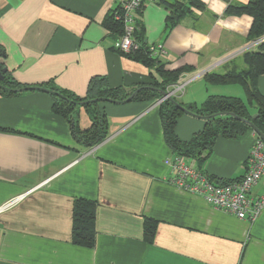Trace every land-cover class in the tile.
Returning a JSON list of instances; mask_svg holds the SVG:
<instances>
[{
	"label": "crops",
	"instance_id": "obj_1",
	"mask_svg": "<svg viewBox=\"0 0 264 264\" xmlns=\"http://www.w3.org/2000/svg\"><path fill=\"white\" fill-rule=\"evenodd\" d=\"M198 1L202 8L192 7L174 28L165 8L144 4L147 49L163 45L165 51L153 57L154 67L118 50L120 38L105 25L116 0L0 2V61L21 89H30L0 95V207L25 195L0 212V264H264V211L253 222L240 220L171 184L167 161L175 154L165 141L161 94L155 102H91L106 116L108 136L87 148L53 110V96L31 90L52 85L85 98L93 79L106 78L111 89L135 93L164 82L157 70L163 66L192 69L176 83L181 91L174 90L183 106L200 108L211 96L242 99L240 85H210L203 76L247 69L244 55L261 40L248 38L252 18L225 11L250 0ZM257 86L264 96V75ZM77 121L82 130L91 127L82 106ZM206 123L184 113L176 134L188 142ZM257 136L220 137L203 165L193 159L190 165L216 181L240 179ZM263 191L264 179L253 193ZM78 199L96 203L92 249L72 242ZM145 219L158 222L152 244L144 240Z\"/></svg>",
	"mask_w": 264,
	"mask_h": 264
},
{
	"label": "trees",
	"instance_id": "obj_2",
	"mask_svg": "<svg viewBox=\"0 0 264 264\" xmlns=\"http://www.w3.org/2000/svg\"><path fill=\"white\" fill-rule=\"evenodd\" d=\"M163 8L168 12L167 26L174 28L181 20L191 12V8H202L198 0H163ZM142 8L137 14L134 25V38L140 44V49L132 54H123L135 61H139L148 67H154L157 60L151 57L144 40ZM118 11V10H117ZM113 10L105 25L107 29L121 38L124 35V24L115 19L117 12ZM226 16H249L252 18V26L248 38L258 41L264 38V0H250L245 5L230 3L225 11ZM2 55L0 54V60ZM246 70L233 69L226 74L206 73L203 79L210 85H240L246 94L247 101L234 97L211 96L200 108L196 106H184L189 112L201 116L210 117L204 130L195 135L190 141H181L176 134L178 119L183 111L171 100L160 104V115L167 145L175 155L184 156L203 165L214 151L218 138L223 137L236 140L248 131H253L251 126L243 120L251 121L264 133V96L258 90V79L264 75V40L257 45L256 50L244 55ZM164 82L155 83L149 87H142L135 96L127 93L124 88L111 89L106 78H95L91 81L89 94L85 98L74 96L67 91L49 85L48 87H32L31 90L43 89L53 96V110L66 119L72 127V134L81 146L92 148L99 145L108 136V121L97 108L98 100H111L115 103L130 101L155 102L161 97V91H166L172 85L179 82L184 72L192 71L190 68H182L177 71H166L163 66L157 68ZM42 86V85H40ZM21 85L7 74L2 61H0V95L12 96L18 94ZM41 90V91H43ZM84 107L91 119V127L82 130L77 121L80 107ZM252 106V107H251ZM251 108H255L253 113ZM253 115H259L252 119ZM228 182V181H222ZM158 222L144 220V240L152 244L155 239ZM96 203L84 199L75 201L73 209L72 242L81 247L94 248L96 245Z\"/></svg>",
	"mask_w": 264,
	"mask_h": 264
},
{
	"label": "built area",
	"instance_id": "obj_3",
	"mask_svg": "<svg viewBox=\"0 0 264 264\" xmlns=\"http://www.w3.org/2000/svg\"><path fill=\"white\" fill-rule=\"evenodd\" d=\"M116 1L118 7L115 10L118 11L115 14V19L124 24V35L120 38L118 50L122 54H132L140 49V44L133 36L136 14L144 7L145 3L162 6L163 0ZM148 50L152 57L165 55L163 45L150 46ZM175 89L181 91L179 85H174L169 95L159 101V105L169 97L173 98L176 95ZM190 161V158L179 155H175L174 158L167 161V165L174 173L170 180L172 185L202 197L214 209L233 215L240 220L253 222L264 211V191L259 195L253 193L257 185L264 179V140L262 138L257 136L245 164V175L240 179L228 182L213 180L201 169L192 167ZM24 196L7 201L0 207V212L13 208Z\"/></svg>",
	"mask_w": 264,
	"mask_h": 264
},
{
	"label": "water",
	"instance_id": "obj_4",
	"mask_svg": "<svg viewBox=\"0 0 264 264\" xmlns=\"http://www.w3.org/2000/svg\"><path fill=\"white\" fill-rule=\"evenodd\" d=\"M145 45L147 46V41L145 42ZM27 90H30L29 88H27V89H21L19 92H23V91H27ZM41 90H43V89H41ZM137 92L138 91H136L134 94H133V96H135L136 94H137ZM169 90H166V91H161V95L163 96L162 97V99H165V97H167L168 95H169ZM161 99V100H162ZM168 100H171V101H173V102H175L176 103V105L181 109V111H183L184 113H187V114H190V115H193V116H197V117H201V116H198V115H195V114H193V113H191V112H189V110H187L182 104H180L179 102H177L174 98H172V97H169L168 98ZM104 101H106V102H113V101H111V100H108V99H105ZM93 102V101H92ZM88 103H91V102H88ZM259 117V115H253L252 116V119L254 120V119H256V118H258ZM201 118H203V119H209L210 117H201ZM243 121H245L247 124H249L250 126H251V128H252V130L260 137V138H262L263 140H264V133L261 131V130H259L251 121H248V120H243Z\"/></svg>",
	"mask_w": 264,
	"mask_h": 264
},
{
	"label": "rangeland",
	"instance_id": "obj_5",
	"mask_svg": "<svg viewBox=\"0 0 264 264\" xmlns=\"http://www.w3.org/2000/svg\"><path fill=\"white\" fill-rule=\"evenodd\" d=\"M263 39H264V38H263ZM234 87H238L239 89H241L240 91L243 92V90H242V88H241L240 86H234ZM242 99H244V100L246 99L244 92H243V95H242Z\"/></svg>",
	"mask_w": 264,
	"mask_h": 264
}]
</instances>
